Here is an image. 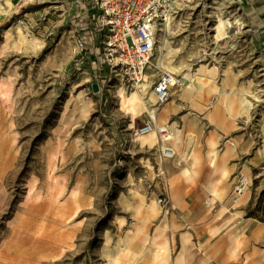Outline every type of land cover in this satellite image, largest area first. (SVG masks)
I'll return each mask as SVG.
<instances>
[{
  "label": "rangeland",
  "instance_id": "374dc122",
  "mask_svg": "<svg viewBox=\"0 0 264 264\" xmlns=\"http://www.w3.org/2000/svg\"><path fill=\"white\" fill-rule=\"evenodd\" d=\"M221 2L194 0L170 29L161 26L156 67L142 92L147 106L132 127L118 89L137 88L110 72L102 33L81 50L76 20H62L59 0H0V264H185L178 257L185 229L158 189L161 160L175 155H163L159 134L151 143L136 131L160 106L158 68L186 76L171 94L191 88L187 79L199 81L204 66L214 71L204 72L201 87L220 72L209 58L223 39L215 38L218 21L226 20ZM169 48L180 52L163 68ZM32 186L41 196L29 200ZM163 220L168 226L159 229ZM127 249L138 257H125Z\"/></svg>",
  "mask_w": 264,
  "mask_h": 264
},
{
  "label": "crops",
  "instance_id": "0c3cea01",
  "mask_svg": "<svg viewBox=\"0 0 264 264\" xmlns=\"http://www.w3.org/2000/svg\"><path fill=\"white\" fill-rule=\"evenodd\" d=\"M59 2L62 20H76V41L85 32L99 39L101 32L91 27L97 12L91 0ZM221 4L227 34L209 58L220 72L206 76V87L188 78L190 90L172 92L158 107V120L172 133L166 144L175 150L173 158L161 160L158 189L185 229L180 237L186 245L178 256L185 264H263L264 0ZM234 17L241 18L242 30L230 28ZM238 173L248 175L251 186L233 205ZM2 178L0 172V191Z\"/></svg>",
  "mask_w": 264,
  "mask_h": 264
},
{
  "label": "built area",
  "instance_id": "2783aa9c",
  "mask_svg": "<svg viewBox=\"0 0 264 264\" xmlns=\"http://www.w3.org/2000/svg\"><path fill=\"white\" fill-rule=\"evenodd\" d=\"M194 0H91L97 12L92 16L91 25L103 34L102 55L110 67V72L132 86L142 84L148 70L156 67L152 62L157 46V33L161 26L168 23ZM236 30L242 28L241 19L234 20ZM92 33L85 32L77 39L81 50L88 49ZM160 75L154 85V92L160 104L168 101L174 77L178 78L176 85L181 81L174 73L158 68ZM153 129L159 134L162 142L161 149L165 157H173V148L166 143L171 138L168 125L159 124L151 117L136 131L137 135L151 132ZM251 186V179L244 173L237 174L232 192L231 201L238 204Z\"/></svg>",
  "mask_w": 264,
  "mask_h": 264
},
{
  "label": "bare ground",
  "instance_id": "6f19581e",
  "mask_svg": "<svg viewBox=\"0 0 264 264\" xmlns=\"http://www.w3.org/2000/svg\"><path fill=\"white\" fill-rule=\"evenodd\" d=\"M226 23H227V20H225V19L224 20L220 19L218 21V24L215 27V30H216L215 38H224L226 36V33H227L226 32V25H227ZM170 25H171V22L167 24L166 28L170 29ZM166 47H169L168 42H166ZM179 52H180V50L177 48H169L167 53H166V56L164 58V61H163V68L169 67L173 63L175 57L179 54ZM204 72H207V68L205 66L200 69L199 77H198L199 81H201L202 78L204 77ZM210 72L212 73L213 69L209 70V72H207V73H210ZM177 79L178 78L174 77L172 89L176 86ZM179 79L181 81V85H183L184 79L186 80V76H184L183 79H181V78H179ZM149 82H150V76L148 75V76H146L145 81L142 84L137 85L136 86L137 89L132 91L130 94H126L123 87H120L118 89V96L120 98L121 108L124 112H126L127 114H129L132 117V119H133V122L131 123L132 127L134 126V119L138 115L142 114V112L146 109L147 102L143 99L142 92L146 91ZM201 84L203 85L204 82H201ZM188 90H190V86H188L187 91ZM151 116L153 118H155L156 120L158 118L157 114L155 113V110L151 111ZM156 134H158L157 131L155 129H153L151 132L146 133V134H142V135L146 136L147 140L149 142L153 143L156 139ZM171 135H172V133H171ZM174 152H175V150H174ZM1 161L2 160L0 159V163H1ZM4 170H5V167L3 165L0 166V171L3 172ZM40 196H41V194L39 193V191L35 187L32 186L29 190L28 199L29 200H32L34 198L37 199ZM31 205L34 207H36V206L39 207L41 204L34 201L31 203ZM45 205H46V203L42 204V206H45ZM42 206H41V208H42ZM41 208H39V209H41ZM31 224L32 225L34 224V220L32 221ZM169 224L174 226L173 228H175V226H177L173 218L171 220V223H169ZM167 226H168L167 220H163L161 222V224L159 225V229L160 228L165 229ZM32 227L33 226H29L28 228L31 229ZM141 230H142V227L140 225L137 227V231H141ZM123 255L125 257H128V258L132 257L134 259H136L138 257L137 253L132 251L131 249L125 250Z\"/></svg>",
  "mask_w": 264,
  "mask_h": 264
},
{
  "label": "water",
  "instance_id": "95a60500",
  "mask_svg": "<svg viewBox=\"0 0 264 264\" xmlns=\"http://www.w3.org/2000/svg\"><path fill=\"white\" fill-rule=\"evenodd\" d=\"M93 88H94L95 91H98V89H99L98 84H97V83H94V84H93Z\"/></svg>",
  "mask_w": 264,
  "mask_h": 264
}]
</instances>
